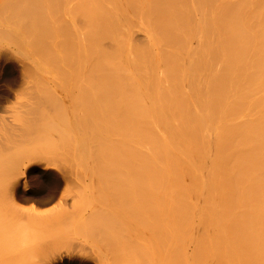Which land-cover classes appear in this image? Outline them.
<instances>
[{
	"label": "bare ground",
	"instance_id": "6f19581e",
	"mask_svg": "<svg viewBox=\"0 0 264 264\" xmlns=\"http://www.w3.org/2000/svg\"><path fill=\"white\" fill-rule=\"evenodd\" d=\"M0 82V264H264V0H0Z\"/></svg>",
	"mask_w": 264,
	"mask_h": 264
},
{
	"label": "rangeland",
	"instance_id": "374dc122",
	"mask_svg": "<svg viewBox=\"0 0 264 264\" xmlns=\"http://www.w3.org/2000/svg\"><path fill=\"white\" fill-rule=\"evenodd\" d=\"M41 37L43 38V40L46 39V38H48V36H41ZM41 37H40V38H41ZM75 37H76V36H75ZM80 37H82V36H80ZM36 38H37V37H36ZM38 38H39V37H38ZM38 41H40V39H39ZM22 52H23V53H22ZM24 52H25V54H26V49H23V50L21 51V53H22V54H21L22 57L25 56ZM125 56H126V54H125ZM25 58H26V56H25L24 58H22V59H24V60L26 61ZM26 62H27V61H26ZM93 76L96 77V73H95V71H93ZM3 85H4V83H3V82H0V90H1V89H4V86H3ZM23 90H24V88H23ZM23 90H22V91H23ZM24 91H25V92H23V93H25V96H26V90H24ZM20 92H21V91H20ZM23 93H22L21 95H22V97H24V98H20V99H19L20 102H21V101H22V102H26V101H27V98L24 96ZM20 97H21V96H20ZM24 99H26V100H24ZM7 105H8V108L10 109L11 106H13V101L7 103Z\"/></svg>",
	"mask_w": 264,
	"mask_h": 264
}]
</instances>
